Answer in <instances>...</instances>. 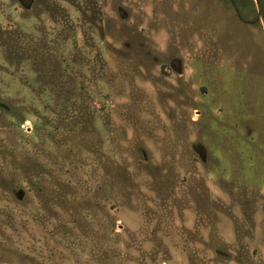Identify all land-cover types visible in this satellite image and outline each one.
Segmentation results:
<instances>
[{
    "label": "rangeland",
    "instance_id": "rangeland-1",
    "mask_svg": "<svg viewBox=\"0 0 264 264\" xmlns=\"http://www.w3.org/2000/svg\"><path fill=\"white\" fill-rule=\"evenodd\" d=\"M0 264H264L257 0H0Z\"/></svg>",
    "mask_w": 264,
    "mask_h": 264
},
{
    "label": "trees",
    "instance_id": "trees-1",
    "mask_svg": "<svg viewBox=\"0 0 264 264\" xmlns=\"http://www.w3.org/2000/svg\"><path fill=\"white\" fill-rule=\"evenodd\" d=\"M260 3V7L262 9V13L264 15V0H257Z\"/></svg>",
    "mask_w": 264,
    "mask_h": 264
},
{
    "label": "flooded vegetation",
    "instance_id": "flooded-vegetation-1",
    "mask_svg": "<svg viewBox=\"0 0 264 264\" xmlns=\"http://www.w3.org/2000/svg\"><path fill=\"white\" fill-rule=\"evenodd\" d=\"M261 13H262V9H261ZM262 16L264 17L263 13H262Z\"/></svg>",
    "mask_w": 264,
    "mask_h": 264
}]
</instances>
